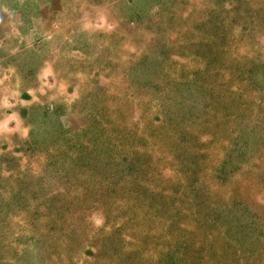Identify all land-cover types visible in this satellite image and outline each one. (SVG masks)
I'll return each instance as SVG.
<instances>
[{
  "label": "rangeland",
  "instance_id": "1",
  "mask_svg": "<svg viewBox=\"0 0 264 264\" xmlns=\"http://www.w3.org/2000/svg\"><path fill=\"white\" fill-rule=\"evenodd\" d=\"M0 264H264V0H0Z\"/></svg>",
  "mask_w": 264,
  "mask_h": 264
}]
</instances>
